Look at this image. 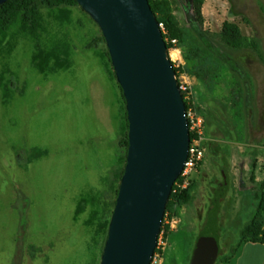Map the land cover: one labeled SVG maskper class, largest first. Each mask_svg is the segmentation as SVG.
<instances>
[{"label":"rangeland","instance_id":"1","mask_svg":"<svg viewBox=\"0 0 264 264\" xmlns=\"http://www.w3.org/2000/svg\"><path fill=\"white\" fill-rule=\"evenodd\" d=\"M152 1L170 4L182 62L174 67L203 119L206 149L190 202L175 201L165 215L152 264H191L206 227L224 264L254 238L244 234L264 193L255 181L264 157V0ZM225 23L240 27L241 47L222 41ZM128 132L98 24L80 5L34 0L0 33V264H101Z\"/></svg>","mask_w":264,"mask_h":264},{"label":"water","instance_id":"2","mask_svg":"<svg viewBox=\"0 0 264 264\" xmlns=\"http://www.w3.org/2000/svg\"><path fill=\"white\" fill-rule=\"evenodd\" d=\"M76 2L103 33L129 123L127 161L101 264H152L188 159L185 100L149 0ZM219 254L218 238L206 227L191 264H216Z\"/></svg>","mask_w":264,"mask_h":264},{"label":"trees","instance_id":"3","mask_svg":"<svg viewBox=\"0 0 264 264\" xmlns=\"http://www.w3.org/2000/svg\"><path fill=\"white\" fill-rule=\"evenodd\" d=\"M45 1L51 7H58L62 5H70V6L78 5L76 0H45ZM33 2L34 0H8L6 3L2 4L0 6V33L4 34L5 31H7L10 27H12L15 24L20 14L28 12L31 6L33 5ZM149 2L151 4V8L153 12L157 16L158 22L164 24L169 37L171 39L178 40L179 32L176 29L170 14L168 13V10L170 7L169 2L168 1H156L155 2L152 0H149ZM221 38H222V41L227 46L232 47V48L241 47L243 40H244V36L241 32L240 27L234 23H225L223 25V29L221 32ZM167 47L168 49H170L169 42H167ZM109 57H110V54H109ZM174 69L177 73V76H179L178 70L175 67ZM183 98L185 100L186 109H188L189 106L185 99L184 94H183ZM190 136L191 138L193 137L192 134H190ZM126 146L128 149V146H129L128 139L126 142ZM178 181H180V178L178 179ZM178 181L176 182V184L178 183ZM176 184L174 185L172 194L170 196V199H169V202L166 208V213L175 204V201L179 203L180 205H186L191 200L193 187L190 186L186 190L175 193L176 188H177ZM263 207H264V193L262 194L260 198L259 207L253 217L252 223L247 227L245 234H244L245 236H254V238L250 241L264 243V236L261 238V235L263 233H262V229L260 228V218L263 213ZM164 219H165V216H164ZM163 224H164V221H163ZM161 232H162V229H161ZM156 252H157V249L155 251V254Z\"/></svg>","mask_w":264,"mask_h":264},{"label":"built area","instance_id":"4","mask_svg":"<svg viewBox=\"0 0 264 264\" xmlns=\"http://www.w3.org/2000/svg\"><path fill=\"white\" fill-rule=\"evenodd\" d=\"M159 27L166 42L170 43V49H168V52L173 66H175V64L179 66L182 62L179 56L181 49L179 47L178 40L171 39L168 36L167 30L163 23H159ZM179 85L181 91H185V85L183 83H179ZM186 110L190 134H192L193 137L191 138L190 142L188 159L180 176V181H178L176 184L177 188L175 193L181 192L190 187L192 176L196 172L199 165H201L203 162L206 152L203 119L196 113L194 109L188 107Z\"/></svg>","mask_w":264,"mask_h":264},{"label":"crops","instance_id":"5","mask_svg":"<svg viewBox=\"0 0 264 264\" xmlns=\"http://www.w3.org/2000/svg\"><path fill=\"white\" fill-rule=\"evenodd\" d=\"M255 176L257 187L264 192V157H261L259 160ZM224 264H264V243L244 242L233 258Z\"/></svg>","mask_w":264,"mask_h":264}]
</instances>
